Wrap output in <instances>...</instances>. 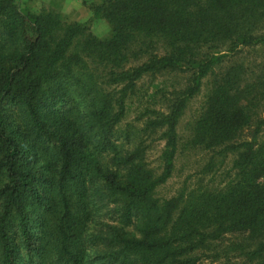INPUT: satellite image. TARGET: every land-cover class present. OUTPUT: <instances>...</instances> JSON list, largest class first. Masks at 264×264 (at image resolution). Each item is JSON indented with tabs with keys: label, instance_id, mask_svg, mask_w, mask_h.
Masks as SVG:
<instances>
[{
	"label": "trees",
	"instance_id": "trees-1",
	"mask_svg": "<svg viewBox=\"0 0 264 264\" xmlns=\"http://www.w3.org/2000/svg\"><path fill=\"white\" fill-rule=\"evenodd\" d=\"M91 9L0 0V264H264V0Z\"/></svg>",
	"mask_w": 264,
	"mask_h": 264
},
{
	"label": "rangeland",
	"instance_id": "rangeland-1",
	"mask_svg": "<svg viewBox=\"0 0 264 264\" xmlns=\"http://www.w3.org/2000/svg\"><path fill=\"white\" fill-rule=\"evenodd\" d=\"M17 1H18V7L22 11H38L40 9H44L45 8L43 5H41L38 2H35V3L30 4V3H27V2H24V1H21L20 2V0H17ZM92 1L93 2H98L100 0H92ZM54 9H55V11L56 10L59 11L56 8H53V10ZM62 15H63V18L65 20H68V21H77V18H78V16L71 17V16H66L64 14H62ZM87 15H89V12H87ZM94 19L95 18L92 17V19H87L86 20L85 17H81V18L78 19V21L83 22V21L86 20V22H88L90 24L91 30L93 29L92 28V23H93V27H94V24L96 22H98L97 26L100 25L99 27H101L103 31H97V30L94 31L93 30L94 33L96 35H98L99 37H106V36H108L109 35V31H110L109 24L105 20H103V19H100V18H97L96 20H94ZM243 55L246 56V55H251V54H246L244 52ZM198 100H199V98L197 100H195V102L191 105V107L189 108V110L185 114V116L183 118V121L181 122L182 125L184 124V122L189 121L192 112L194 111L195 107L198 106ZM158 150H159V147H155L154 149H152L148 153V162L151 164V166H155V164H157ZM188 160H189V158L181 157L177 161L176 170L173 173V176H171L167 180V182L163 183L162 185H160V186H158L156 188V196L157 197H159V198H167V197H170V196H172L173 194H175L180 189V187L182 186V184H183L186 176L189 174V172H192V171H190L191 168H192V166H194V164L188 162Z\"/></svg>",
	"mask_w": 264,
	"mask_h": 264
},
{
	"label": "crops",
	"instance_id": "crops-1",
	"mask_svg": "<svg viewBox=\"0 0 264 264\" xmlns=\"http://www.w3.org/2000/svg\"><path fill=\"white\" fill-rule=\"evenodd\" d=\"M21 1H24V2H27V3H30V4L38 2L41 5H43L46 9H52L53 10V8H56L62 14L66 15V16H71V17L78 16L77 21L81 17H85L86 20L87 19H92L93 14H92L91 6L94 3H97V2H93L92 0H20V2ZM87 12H89V15H87ZM86 20L83 21V22H86ZM94 20H96V19H94ZM79 22H81V21H79ZM97 24H98V22H96L94 24V27H93V23H92V28L93 29L91 31L93 33L96 30L97 31H103L102 28L99 27L100 25L97 26Z\"/></svg>",
	"mask_w": 264,
	"mask_h": 264
}]
</instances>
